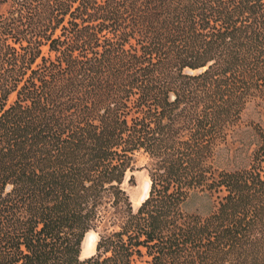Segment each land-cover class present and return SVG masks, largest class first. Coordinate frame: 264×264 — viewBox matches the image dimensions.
Segmentation results:
<instances>
[{
	"label": "trees",
	"instance_id": "trees-1",
	"mask_svg": "<svg viewBox=\"0 0 264 264\" xmlns=\"http://www.w3.org/2000/svg\"><path fill=\"white\" fill-rule=\"evenodd\" d=\"M0 4V264H264V129L247 167L212 161L264 101V0ZM195 188L206 216L182 208Z\"/></svg>",
	"mask_w": 264,
	"mask_h": 264
},
{
	"label": "rangeland",
	"instance_id": "rangeland-1",
	"mask_svg": "<svg viewBox=\"0 0 264 264\" xmlns=\"http://www.w3.org/2000/svg\"><path fill=\"white\" fill-rule=\"evenodd\" d=\"M4 8L5 6L0 4V11H3ZM42 49L43 53L47 54V46L44 45ZM14 98L15 93L10 94L7 104L11 103ZM259 128L264 129V101L259 97H253L246 103L238 122L227 132L225 138L216 144L212 159L215 169L235 170L247 167L251 161L253 150L259 142ZM148 162L147 154L139 150L133 156L131 169L126 172L123 186L129 194L133 208L141 203L140 199L145 192L146 184L149 182L146 168ZM130 176L132 177L131 182L128 181ZM217 200V193L195 188L188 192L182 202V208L186 212L206 216L215 209ZM104 224H108V221L100 222L98 227L86 233L85 237L88 236V241L84 248L81 245L83 255L80 254V257L82 259L95 253L98 233L102 230ZM134 264L147 263L145 257L135 256Z\"/></svg>",
	"mask_w": 264,
	"mask_h": 264
},
{
	"label": "bare ground",
	"instance_id": "bare-ground-1",
	"mask_svg": "<svg viewBox=\"0 0 264 264\" xmlns=\"http://www.w3.org/2000/svg\"><path fill=\"white\" fill-rule=\"evenodd\" d=\"M148 186H149V182L146 184V188H145V192H144V194H143V196L141 197V201L144 199V197L146 196V193H147V191H148ZM87 241H88V236H86L85 238H84V240H83V243H82V245H83V248H84V245L87 243ZM83 255V252L81 253V256Z\"/></svg>",
	"mask_w": 264,
	"mask_h": 264
},
{
	"label": "crops",
	"instance_id": "crops-1",
	"mask_svg": "<svg viewBox=\"0 0 264 264\" xmlns=\"http://www.w3.org/2000/svg\"><path fill=\"white\" fill-rule=\"evenodd\" d=\"M82 250V249H81ZM80 254H81V252H80Z\"/></svg>",
	"mask_w": 264,
	"mask_h": 264
}]
</instances>
